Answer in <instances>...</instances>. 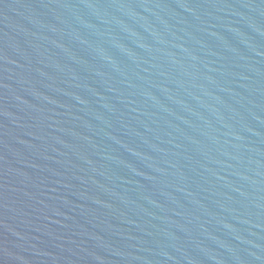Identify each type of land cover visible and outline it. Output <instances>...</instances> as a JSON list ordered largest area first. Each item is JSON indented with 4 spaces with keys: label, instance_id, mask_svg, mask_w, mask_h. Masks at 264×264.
<instances>
[{
    "label": "water",
    "instance_id": "95a60500",
    "mask_svg": "<svg viewBox=\"0 0 264 264\" xmlns=\"http://www.w3.org/2000/svg\"><path fill=\"white\" fill-rule=\"evenodd\" d=\"M0 264H264V0H0Z\"/></svg>",
    "mask_w": 264,
    "mask_h": 264
}]
</instances>
